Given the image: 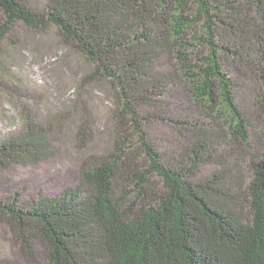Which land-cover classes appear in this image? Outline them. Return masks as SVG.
<instances>
[{
  "label": "trees",
  "instance_id": "obj_1",
  "mask_svg": "<svg viewBox=\"0 0 264 264\" xmlns=\"http://www.w3.org/2000/svg\"><path fill=\"white\" fill-rule=\"evenodd\" d=\"M17 24L54 28L88 62L68 105L49 111L3 72ZM160 56L171 71L157 67ZM246 77L261 83L264 127V0H45L42 8L0 0V91L18 125L0 138V170L52 157L70 122L83 152L75 185L0 197L21 256L36 263L38 241L43 264H264V141L252 144L257 132L237 95ZM99 82L113 100L104 153L89 151L94 136L78 101ZM182 90L197 116L164 110ZM157 121L192 140L160 148L147 129ZM207 163L220 168L202 176Z\"/></svg>",
  "mask_w": 264,
  "mask_h": 264
},
{
  "label": "rangeland",
  "instance_id": "obj_2",
  "mask_svg": "<svg viewBox=\"0 0 264 264\" xmlns=\"http://www.w3.org/2000/svg\"><path fill=\"white\" fill-rule=\"evenodd\" d=\"M42 8L45 0H30ZM13 35L18 44L6 47L1 58V67L5 74L14 77L22 88H27L38 95L40 101L49 109L56 111L71 103L77 95L80 77L90 70V66L80 52L64 45L54 28L47 31L28 29L21 24L14 28ZM172 61L160 56L156 62L162 71H171ZM231 70H234L231 68ZM261 83L249 77L242 78V86L237 92L241 108L252 120L257 132L256 141H264V127L257 120L258 92ZM9 97L0 91V138L17 130L14 123ZM78 101L87 107L93 145L88 148L95 153H104L112 148L113 106L111 88L105 82L92 83L81 91ZM171 104L164 109L168 114L197 116L200 110L182 90ZM149 112L153 108H147ZM44 117V114H42ZM13 121V122H12ZM74 123L70 122L64 132L63 140L55 143L54 155L35 163L12 164L0 170V197L22 190L24 198L36 197L38 193L54 195L79 181V166L83 152L75 142ZM151 138L164 150H177L180 145L188 144L192 139H181L176 131L165 122H154L147 127ZM256 137V135L254 134ZM220 168L214 163H207L201 169L206 176ZM246 171V164H244ZM38 252L37 262H27L15 244L9 226L0 220V264H43V249L34 241Z\"/></svg>",
  "mask_w": 264,
  "mask_h": 264
}]
</instances>
